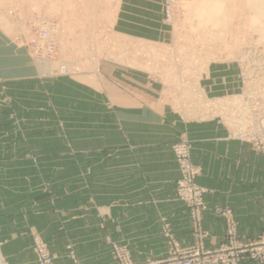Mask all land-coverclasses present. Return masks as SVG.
<instances>
[{"label": "rangeland", "instance_id": "374dc122", "mask_svg": "<svg viewBox=\"0 0 264 264\" xmlns=\"http://www.w3.org/2000/svg\"><path fill=\"white\" fill-rule=\"evenodd\" d=\"M209 1L161 0L170 33L157 42L118 32L120 0H0V210L21 219L36 264L40 248L52 264L108 257L137 264L134 249L144 255L160 244L132 224L134 204L148 196L120 193V151L134 148L120 101L138 90L156 95L146 102L151 108H166L186 124L214 123L224 140L264 154V22L252 24L254 0H220L221 10L206 21ZM156 3L148 4L150 18ZM193 149L187 131L171 145L175 200L189 210L192 240L177 239L161 217L167 256L145 264L175 250L189 252L195 264H264V211L259 236L245 240L233 210L215 208L224 240L206 246L210 191L198 183ZM120 208H129L131 224L120 220ZM5 243L0 254L9 264Z\"/></svg>", "mask_w": 264, "mask_h": 264}, {"label": "crops", "instance_id": "0c3cea01", "mask_svg": "<svg viewBox=\"0 0 264 264\" xmlns=\"http://www.w3.org/2000/svg\"><path fill=\"white\" fill-rule=\"evenodd\" d=\"M153 2H157L154 4L157 12L150 18L147 11ZM160 2L120 0L115 23L116 27L120 24L118 32L139 39L166 41L170 32L163 22ZM155 97L154 93L138 90L129 100L120 101L121 126L134 147L133 151H120V193L148 196L143 201L139 199L142 204L139 200L134 204L132 224L145 227L148 240H155L151 238L156 235L155 241L160 243L149 254H137L134 249L132 254L137 264L167 256L160 234L161 217L172 224L177 239L184 244L192 240L189 210L175 200L174 181L179 171L171 151L172 143L185 131L194 143L193 162L202 168L198 183L210 191L205 195L208 211L204 214V227L209 234L206 246L213 249L224 240L225 221L215 214L217 207L233 210L243 239H256L263 227L264 154L250 145L224 140L225 131L214 123L186 124L166 108L146 105ZM124 137L120 131V147L125 144ZM106 192L105 188L101 189V193ZM128 210L120 208V220L125 218L127 225L131 224L125 216ZM113 211L119 214L118 209ZM10 215L11 211L0 210V240L6 242L3 254L9 264H36L32 251L24 244L28 238L23 236L25 228L21 219H12ZM151 228L158 230L150 233ZM136 231L133 229V233ZM98 264L113 262L108 257ZM241 264L254 263L243 260Z\"/></svg>", "mask_w": 264, "mask_h": 264}, {"label": "bare ground", "instance_id": "6f19581e", "mask_svg": "<svg viewBox=\"0 0 264 264\" xmlns=\"http://www.w3.org/2000/svg\"><path fill=\"white\" fill-rule=\"evenodd\" d=\"M206 1V0H205ZM211 1H213L214 3L213 4H210V5H208L207 7H204V6H202V7H204L203 8V12H204V14L206 15V21H208V19H212L214 16H215V14L217 13V12H219L220 10H221V7H222V5L223 4H221L222 2H220V0H210L209 2H211ZM255 1V3H254V5H255V8H256V15L254 16V18L252 19V24H257V23H259V22H261V23H263L264 21H261V19H263L264 20V0H254ZM204 3V2H203ZM208 4V3H207ZM205 6H206V4H205ZM201 7V8H202ZM195 12V11H194ZM198 12V11H197ZM201 12V11H200ZM200 12H198L197 14H199ZM203 14V13H202ZM254 14V13H253ZM204 15H203V17H200V18H203L204 19ZM217 17H219V16H217ZM219 19V18H218ZM217 20V19H216ZM216 20H214V22L213 23H215V21ZM202 21V20H201ZM218 21V20H217ZM211 23V22H210ZM260 23V24H261ZM208 24H209V22H208ZM215 25H216V23H215ZM259 25V24H258ZM213 26V25H212ZM262 26V25H261ZM260 29V28H259ZM263 29V28H262ZM264 31V30H263ZM262 31V32H263ZM261 32V33H262ZM264 33V32H263ZM156 49V48H155ZM166 58V57H165ZM156 59V58H155ZM165 63V62H164ZM194 94V93H193ZM191 95V94H190ZM199 95H201V94H199ZM198 107V106H197Z\"/></svg>", "mask_w": 264, "mask_h": 264}, {"label": "built area", "instance_id": "2783aa9c", "mask_svg": "<svg viewBox=\"0 0 264 264\" xmlns=\"http://www.w3.org/2000/svg\"><path fill=\"white\" fill-rule=\"evenodd\" d=\"M40 250H41L40 254H41L42 264H52L51 259L48 257L46 253H44L43 249L40 248ZM0 264H6L1 254H0ZM148 264H195V263H193V261L191 260V256L189 252H179L178 250H175L174 252H172V255L169 259L160 262H151Z\"/></svg>", "mask_w": 264, "mask_h": 264}]
</instances>
